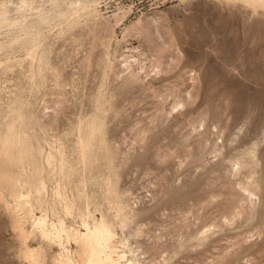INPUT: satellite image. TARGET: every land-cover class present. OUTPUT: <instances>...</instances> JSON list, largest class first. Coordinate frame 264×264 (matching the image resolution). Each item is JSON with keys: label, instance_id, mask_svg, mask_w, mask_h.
I'll return each instance as SVG.
<instances>
[{"label": "rangeland", "instance_id": "obj_1", "mask_svg": "<svg viewBox=\"0 0 264 264\" xmlns=\"http://www.w3.org/2000/svg\"><path fill=\"white\" fill-rule=\"evenodd\" d=\"M9 110L76 169L47 181L49 201L60 183L96 215L123 205L119 250L264 264V0H0V129ZM94 120L114 156L102 170L78 162ZM11 204L0 188V264H32L26 247L57 264Z\"/></svg>", "mask_w": 264, "mask_h": 264}, {"label": "bare ground", "instance_id": "obj_2", "mask_svg": "<svg viewBox=\"0 0 264 264\" xmlns=\"http://www.w3.org/2000/svg\"><path fill=\"white\" fill-rule=\"evenodd\" d=\"M12 110L5 114V121L0 129V188L7 192L13 208L23 215L18 221L22 217L30 218L32 228L38 231L40 239L47 245L54 244L57 247L56 263L149 264L152 262L144 260L139 250L129 247L130 245L127 247L128 250H124L123 247L122 250L118 249L120 247V245L118 247L120 243L118 223L123 226L126 224L121 220L123 205L117 199L109 201L106 212L96 209L97 215L89 210L90 203L86 194H80L79 197L67 195L61 190L60 183L52 189L53 198L50 201L47 199V181L55 180V176L59 179L67 178L70 181L69 177L77 175L76 169L71 167L70 162L65 159V153L58 151L59 156H57L53 144H50L52 142L46 143L48 149L45 152L39 143L36 145L29 143L30 140L27 141L25 135H22V131L26 133L21 127L22 121H25L22 118L24 114H20L19 111L15 113ZM23 124L25 125V122ZM88 127V122H82L78 126V132ZM90 128L97 134V138L93 145L86 149L84 148L85 138L78 134V162L102 170L104 166L111 163L114 156L110 155L108 148L98 135L99 121H92ZM245 186L242 190L247 192L246 197L249 198V194L253 193L250 187ZM107 189L110 192V187ZM33 200L38 206V215L27 209L28 206H32ZM74 214L79 220L77 227L65 221ZM206 231L199 232L202 236L199 241L206 237ZM24 255L32 264L43 262L41 253L36 249L26 247Z\"/></svg>", "mask_w": 264, "mask_h": 264}]
</instances>
